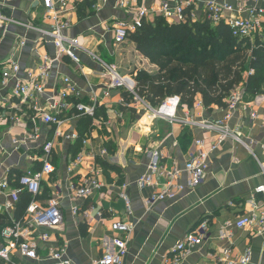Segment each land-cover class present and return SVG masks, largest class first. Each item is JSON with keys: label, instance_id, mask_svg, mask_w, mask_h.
Here are the masks:
<instances>
[{"label": "crops", "instance_id": "crops-1", "mask_svg": "<svg viewBox=\"0 0 264 264\" xmlns=\"http://www.w3.org/2000/svg\"><path fill=\"white\" fill-rule=\"evenodd\" d=\"M67 1L68 6L61 16L69 23L64 35L77 39L83 48L115 69L116 63H111L123 53L119 49L122 45H116L113 34L108 30L110 24L115 20H131L141 6L158 11L161 3V0H134L132 8L124 10L120 8L119 0L99 2L98 8L97 3L93 8L87 6V0ZM211 1L264 9V0H198L187 13L191 20L205 19L206 4ZM79 8L85 9L82 17ZM0 11L9 19L0 28V70L12 59L21 69L20 77L24 78L27 73L36 72L48 57L52 62V72L45 94L38 97L39 106L48 108L50 97H58L64 89V79L69 78L79 93L76 103L96 110L93 117L79 116L73 109L62 113L65 124L61 130L65 134L76 133L78 139H57L55 128L35 119L33 111L27 109L29 115H26L4 106L3 97L10 91L0 85V182L9 178L10 189H15L17 178L22 174L41 171L42 148L47 142L55 143L52 152L55 172L44 178L39 199L43 204L59 199L65 223L54 233L48 246L65 248L73 264H96L104 254L103 242H110L115 237L111 223L122 220L134 227L124 264H165L172 249L207 221L206 239L181 264H216L215 259L226 248L231 249L232 259L242 257L247 249H251L250 264H264V233L232 226L239 217L253 212V198L264 210V195L255 193L264 185V95L250 96L248 106L239 107L227 122L246 146L227 139L216 151L210 152L212 145L219 141L217 134L198 127L150 119L139 108L130 106L131 99L124 90H112L111 96L105 97L107 88L101 78L102 66L99 63L83 52H79L80 66L69 58L59 57L51 38H44L28 29V26L42 30L51 28L52 23L44 19L43 0H0ZM93 11L95 14L90 15ZM141 58L149 61L143 56ZM135 74L137 72L127 76L135 78ZM251 111L259 115L255 122L249 119ZM184 112L179 113L181 118H186ZM191 115L197 122H213L222 120L225 111L217 107L211 111L193 108ZM187 130L189 136L186 139L184 133ZM197 140L203 141L204 150L210 153L204 182L194 190L178 193L175 200L167 199L148 206L147 201L153 195L167 189L166 174L171 171H180L177 183L187 188L189 176L185 173V165L189 156L196 152ZM153 153L161 157V172L153 176L155 185L140 188V179L150 174L149 154ZM80 155L83 156L82 163L76 164ZM92 171L99 172L101 190L87 199L74 202L72 185L82 183ZM123 191L130 200L131 214L120 198ZM9 194L10 190L0 192V247L3 245L2 229L17 221L19 201L15 204ZM31 203L32 200L19 221L27 217ZM9 205L12 207L8 209ZM74 207L80 208L78 215L73 214ZM86 212L94 219L93 222L87 221ZM99 212L103 214L104 221H95ZM228 230L232 238L221 239ZM41 254H48L47 246ZM25 261L17 252L12 254L11 262L0 258V264H24Z\"/></svg>", "mask_w": 264, "mask_h": 264}, {"label": "built area", "instance_id": "built-area-1", "mask_svg": "<svg viewBox=\"0 0 264 264\" xmlns=\"http://www.w3.org/2000/svg\"><path fill=\"white\" fill-rule=\"evenodd\" d=\"M97 3H107L109 0H94ZM134 0H119V6L122 9H131V3ZM198 0H161L160 9L154 10L147 7H139L133 14L131 20H115L110 24L108 30L113 34L114 42L122 44L128 41L129 37L138 29L142 28L145 22L152 21V16H162L170 23H186L190 16L186 14ZM67 0H43L45 9L44 19L51 22L49 30L37 29L28 26V29L39 33L44 38H51L59 57L69 58L76 65L80 66L81 60L79 52L87 53L93 61L102 66L101 78L105 82L107 88L104 96L109 98L112 90H124L131 99L130 106L142 110L150 119H161L171 124L180 123L183 126L198 127L203 131L215 133L219 136L217 144L212 145L211 151H216L219 145L227 140L232 139L246 146L237 132L231 130L227 122L231 119L233 113L242 106H248L244 100L245 92L243 83L236 87L226 99L227 107L224 109L225 117L222 120L213 122L194 121L191 110L182 108L181 97H167L159 107H153L152 104L139 94L136 76H122L118 69L106 65L96 54L90 53L84 49L77 39H69L64 33L69 28L68 21L61 18L66 10ZM206 18L213 24L217 25L224 22L232 31L233 37L240 41L246 39L252 40L257 34L262 32L264 26V9L249 8L245 5H232L225 1H211L206 4ZM9 21L7 17L0 11V28L3 23ZM24 45V43L22 44ZM20 67L12 59L8 60L0 70L2 81L1 87L8 89L10 93H6L3 97L4 106L14 108V110L22 114L29 115L26 110L33 111L35 119H41L43 124L55 128L54 136L57 139L67 141H76L78 136L76 133L65 134L61 128L65 121L61 116L64 112L76 110L79 116L93 117L95 115V107L76 103L79 93L75 85L69 78L64 79V89L58 97H50V105L43 108L38 104V97L45 94V86L49 81L52 72V62L48 57L44 58L43 64L36 72H29L24 78L20 77ZM37 73V74H36ZM254 74L250 70L244 75V81ZM12 86H10V84ZM17 100L16 103L14 101ZM125 101V100H124ZM127 105V104H126ZM194 110L202 109L203 103L198 98L194 104ZM184 109L186 118H181L179 113ZM259 115L255 111H251L249 119L251 122L258 120ZM16 122L19 120L14 118ZM1 121V120H0ZM34 121V119H33ZM55 143L47 142L42 148L43 156L42 170L39 172L27 171L17 178V188L10 189V180L5 178L0 182V192L10 190L9 196L12 201L17 204L22 193H28L32 197V203L27 211V217L22 221H13L6 225L1 231V241L3 245L0 247V258L11 262V256L17 252L26 260L24 264H73L66 255L65 248H54L48 246L52 236L60 226L65 223V217L61 211L59 199H52L43 204L39 197L42 193V182L45 177H50L55 172L52 163V152ZM196 152L192 153L185 165V173L189 176V184L187 188L177 183L180 177V171L174 170L166 174L167 184L166 190L162 193L153 195L147 205L152 206L158 201L175 200L178 193L185 190H194L199 187L206 178L208 169L209 152L204 150L203 141H195ZM151 158L149 171L150 174L142 177L138 182L140 188L152 187L154 184L153 176L161 172L160 155L158 153L149 154ZM83 156L77 157L76 164L82 163ZM99 172H90L88 178L82 183L73 184L71 191L73 192L72 200L77 202L87 199L94 195L95 192L101 190L102 185L98 180ZM126 187H124L125 190ZM59 194V190L57 191ZM256 194L264 195V185L256 189ZM60 195V194H59ZM120 198L125 201L126 209L131 214V203L125 191L121 192ZM255 198L252 199L251 205L253 212L251 214L239 217L234 225L229 224L228 227L234 226L237 229H256L257 234L264 233V210L260 209ZM232 205V204H230ZM12 205L8 206V209ZM258 211V213H257ZM79 207L73 208V214L78 215ZM95 221H104L103 214L99 212ZM85 218L89 223L94 219L88 212ZM134 227L122 220H115L111 223V231L115 237L110 242H103V257L96 264H124V259L128 253V242ZM208 222L204 221L201 225L185 238L180 241L171 251L170 257L165 264H181L185 257L193 253L194 249L201 246L207 237ZM231 233L223 234L221 239H231ZM43 246V247H41ZM48 247V254L42 255L41 251L44 247ZM232 251L230 248L223 249L221 255L215 259L216 264H250L252 261V251L247 249L242 257L237 259L231 258ZM14 264V263H13Z\"/></svg>", "mask_w": 264, "mask_h": 264}, {"label": "trees", "instance_id": "trees-1", "mask_svg": "<svg viewBox=\"0 0 264 264\" xmlns=\"http://www.w3.org/2000/svg\"><path fill=\"white\" fill-rule=\"evenodd\" d=\"M95 4L86 1L90 8ZM83 10L79 8L80 17L85 15ZM128 41L159 68L156 73L140 71L136 75L139 94L154 107L167 97L179 96L182 108L191 110L199 96L207 111L214 107L224 110L226 99L242 83L246 103L250 96L264 95V33L240 41L224 22L215 25L207 18L197 22L189 18L186 23L169 24L156 16ZM250 70L254 74L244 81ZM188 136L189 130L184 133L186 139ZM31 200L28 193L20 195L17 221L23 219Z\"/></svg>", "mask_w": 264, "mask_h": 264}, {"label": "rangeland", "instance_id": "rangeland-1", "mask_svg": "<svg viewBox=\"0 0 264 264\" xmlns=\"http://www.w3.org/2000/svg\"><path fill=\"white\" fill-rule=\"evenodd\" d=\"M154 19H155V17L153 18V20ZM168 23L174 24V23H170V22H168ZM261 33L262 34L264 33V26L262 28ZM116 45H119V46L122 45L119 49L123 53V56L118 57V60L114 61L111 64L116 63L114 66L118 69V71L120 72V74L122 76L131 75L133 72H140V71H145L147 73L152 74V73H156L159 70V68L157 66L153 65L150 61L142 60L141 56L135 52L136 51L134 49L135 46H133V44L130 43L129 41L122 43V44H116ZM135 75H137V74H135ZM157 107H159V105ZM182 111H184V109H182L181 112Z\"/></svg>", "mask_w": 264, "mask_h": 264}]
</instances>
